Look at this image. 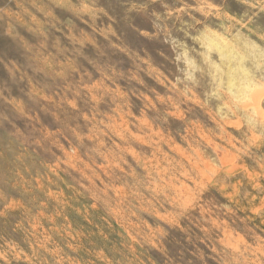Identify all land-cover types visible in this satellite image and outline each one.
Instances as JSON below:
<instances>
[{
    "label": "rangeland",
    "instance_id": "rangeland-1",
    "mask_svg": "<svg viewBox=\"0 0 264 264\" xmlns=\"http://www.w3.org/2000/svg\"><path fill=\"white\" fill-rule=\"evenodd\" d=\"M0 264H264V0H0Z\"/></svg>",
    "mask_w": 264,
    "mask_h": 264
},
{
    "label": "bare ground",
    "instance_id": "bare-ground-1",
    "mask_svg": "<svg viewBox=\"0 0 264 264\" xmlns=\"http://www.w3.org/2000/svg\"><path fill=\"white\" fill-rule=\"evenodd\" d=\"M249 97V96H248Z\"/></svg>",
    "mask_w": 264,
    "mask_h": 264
}]
</instances>
